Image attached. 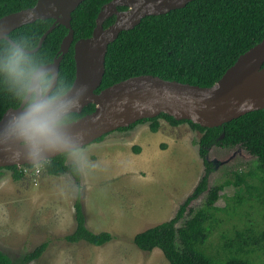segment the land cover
<instances>
[{
    "label": "trees",
    "instance_id": "1",
    "mask_svg": "<svg viewBox=\"0 0 264 264\" xmlns=\"http://www.w3.org/2000/svg\"><path fill=\"white\" fill-rule=\"evenodd\" d=\"M38 0H0V18L34 6ZM111 0H84L72 14L74 42L70 51L64 55L60 72L74 82L76 62L74 44L81 38L90 37L97 24V17L103 6ZM114 21L109 18L104 26ZM54 23V19H38L13 30L10 37L37 47L41 37ZM69 29L57 24L49 33L41 48L33 52L46 61L53 62L59 55L61 43ZM264 38V0H193L185 7L165 14L150 15L132 29L123 30L109 45L106 55V71L100 92L117 82L130 77L151 74L168 80H176L202 87L214 85L237 59ZM10 41L0 40V54H3ZM20 102L9 91L6 80L0 79V119L11 107ZM96 105L86 106L81 113L74 114L76 120L95 110ZM160 119L171 125L189 123L201 132L196 142L199 154L205 165V173L191 195L180 205L176 215L168 221L150 227L134 236V243L146 252L155 248L163 251L170 264H264V229H237L232 237H225L221 249L223 254L210 256L205 250L209 237V226L216 222V202L226 185L247 184L246 177L235 173L236 181L210 186L209 178L214 171L215 162L209 158L211 148H233L241 146L254 155L258 161V171L262 185L253 187L264 206V109L252 111L221 126L207 128L190 120H177L162 113L157 117L142 119L128 127L149 123L153 132L161 127ZM108 135V134H107ZM106 135L99 138L102 141ZM140 152V147L135 148ZM68 153H62L44 161L45 171L50 175L61 176L69 173L80 183L81 172L75 163H67ZM35 165H25V167ZM16 180L24 176L19 166H9ZM207 193L203 207L194 210L192 201ZM242 201V198L240 197ZM77 227L65 239L71 243L84 240L90 244L103 245L113 239L107 231L95 233L85 223L82 203H75ZM264 208V207H263ZM188 215V216H186ZM183 221L180 225L179 222ZM49 243L42 242L33 251L26 253L17 262L0 248V264H27L40 258Z\"/></svg>",
    "mask_w": 264,
    "mask_h": 264
},
{
    "label": "rangeland",
    "instance_id": "2",
    "mask_svg": "<svg viewBox=\"0 0 264 264\" xmlns=\"http://www.w3.org/2000/svg\"><path fill=\"white\" fill-rule=\"evenodd\" d=\"M160 122L158 132L149 123H140L69 152L67 163L77 164L81 172L79 184L69 173L48 174L41 164L19 166L24 170L19 180L11 170H2L0 248L17 262L47 241L44 254L27 264H170L159 248L141 250L134 236L173 218L205 173V165L196 145L200 131L189 123ZM209 158L215 162L210 186L236 181L235 173L247 180L228 184L220 192L217 220L208 224L204 247L215 257L223 254L224 238L234 236L237 229H264V206L254 189L252 193L253 187L262 185L254 155L241 146H214ZM77 198L86 226L95 233H111V241L94 245L65 239L77 227ZM206 198L203 193L190 207L200 209Z\"/></svg>",
    "mask_w": 264,
    "mask_h": 264
},
{
    "label": "water",
    "instance_id": "3",
    "mask_svg": "<svg viewBox=\"0 0 264 264\" xmlns=\"http://www.w3.org/2000/svg\"><path fill=\"white\" fill-rule=\"evenodd\" d=\"M84 0H38L29 8L7 14L0 18V35L13 41L10 33L38 19H54V23L41 37L38 51L57 24H63L69 32L61 43L59 55L51 62L60 71L64 55L74 42L72 14ZM193 0H111L105 4L97 17V24L90 37L81 38L74 44L76 77L74 82L87 86V99L83 109L95 104L93 112L74 121L85 136L82 147L120 128L128 127L142 119L154 118L167 113L177 120H190L202 127L213 128L237 119L252 111L264 109V38L243 53L237 61L212 86L202 87L176 80L164 79L151 74L139 75L117 82L100 92L106 71V55L109 45L123 30L134 28L150 15L165 14L183 8ZM118 5L128 7L118 10ZM35 14L28 22V17ZM116 14V21L104 26L106 19ZM1 40V39H0ZM9 108L0 119L4 121L12 110ZM81 147V148H82ZM64 150L33 162L18 157L10 159L0 153V169L9 166L42 164Z\"/></svg>",
    "mask_w": 264,
    "mask_h": 264
},
{
    "label": "clouds",
    "instance_id": "4",
    "mask_svg": "<svg viewBox=\"0 0 264 264\" xmlns=\"http://www.w3.org/2000/svg\"><path fill=\"white\" fill-rule=\"evenodd\" d=\"M0 79L21 105L0 122V153L36 162L55 152L81 149L86 138L73 117L87 99L86 85L68 80L21 41H10L0 54Z\"/></svg>",
    "mask_w": 264,
    "mask_h": 264
},
{
    "label": "flooded vegetation",
    "instance_id": "5",
    "mask_svg": "<svg viewBox=\"0 0 264 264\" xmlns=\"http://www.w3.org/2000/svg\"><path fill=\"white\" fill-rule=\"evenodd\" d=\"M107 4V3H106ZM118 7V10H127L128 9V7H126V6H123V5H118L117 6ZM109 18H114V21L111 23V24H113L115 21H116V18H117V15L116 14H113V15H111V16H109L107 19H106V21L109 19ZM105 21V22H106ZM105 24V23H104ZM110 24V25H111ZM109 26V25H108ZM107 26V27H108Z\"/></svg>",
    "mask_w": 264,
    "mask_h": 264
},
{
    "label": "built area",
    "instance_id": "6",
    "mask_svg": "<svg viewBox=\"0 0 264 264\" xmlns=\"http://www.w3.org/2000/svg\"><path fill=\"white\" fill-rule=\"evenodd\" d=\"M39 166V165H38ZM22 167H24V166H22ZM38 173L40 172V168H37V170H36Z\"/></svg>",
    "mask_w": 264,
    "mask_h": 264
},
{
    "label": "crops",
    "instance_id": "7",
    "mask_svg": "<svg viewBox=\"0 0 264 264\" xmlns=\"http://www.w3.org/2000/svg\"><path fill=\"white\" fill-rule=\"evenodd\" d=\"M109 134H112V133H109Z\"/></svg>",
    "mask_w": 264,
    "mask_h": 264
}]
</instances>
